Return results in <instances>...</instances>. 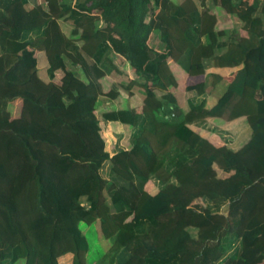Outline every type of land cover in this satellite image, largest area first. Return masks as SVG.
Instances as JSON below:
<instances>
[{"label": "trees", "instance_id": "16d2710c", "mask_svg": "<svg viewBox=\"0 0 264 264\" xmlns=\"http://www.w3.org/2000/svg\"><path fill=\"white\" fill-rule=\"evenodd\" d=\"M0 117V264H264V0H0Z\"/></svg>", "mask_w": 264, "mask_h": 264}, {"label": "rangeland", "instance_id": "374dc122", "mask_svg": "<svg viewBox=\"0 0 264 264\" xmlns=\"http://www.w3.org/2000/svg\"><path fill=\"white\" fill-rule=\"evenodd\" d=\"M213 3H214V0H205V4L207 7H211ZM27 7L29 8L31 7V5H28ZM230 19H231L233 28H237L240 24L237 18L231 14ZM210 22H211L210 15L207 13L203 14L201 16V31H204L205 28L210 24ZM168 32L172 35L174 43L177 47L183 49L184 47H187V45H189L184 42V40L180 37V35L174 29H172V26L169 23H168ZM232 35H233V31L226 32L224 36L219 37V40L229 39L232 37ZM149 44L156 50L161 48L162 43L160 42L156 32L151 34L149 38ZM201 48L202 47L199 46L193 49V55L191 59L192 61L191 75L188 77L186 84L187 86L193 89V88L198 87V85L202 83L204 93H212L215 96H217L218 94L222 93L225 87V84L223 82L219 83L214 88L210 86L209 75L205 73L210 68L211 64L213 63L212 62L213 59H212V56L210 55L201 57V55L197 53L198 49H201ZM65 64H66L67 69L75 72L79 76L82 75L81 69L79 67L72 65L67 60L65 61ZM60 73H61L60 71L56 72L57 75H60ZM111 77H112L113 84L118 88V90L121 93L123 94L125 93V90L122 88L125 85L127 88L132 90L137 96L140 97L142 95V92H143L142 88L138 85H135L134 83H131L125 75L119 74L117 71H112ZM175 97H176V102L173 105V107L170 108V105L164 102L162 109L155 113V117L159 119H166V120H174V119L180 118L178 117V114L180 113V111H182V107L184 108L185 106L184 100H183V96L181 93H175ZM96 105H97L96 106L97 109H109L113 105V102L104 97H98ZM29 107H30L29 103H25L22 106V116L27 117ZM2 120L3 118L0 117V121ZM101 128H102L101 133L106 143V149L110 153H112L119 146L117 134L122 131V128L118 124H114V123H106L104 125L103 123H101ZM222 134L226 138L227 137L230 138V134H227V132H223ZM114 143H115L116 148H112ZM106 167L107 165L105 164L101 170V174L103 175L105 174ZM145 209H147V212L150 211L149 205H147ZM160 209H162V207ZM89 241L93 244H95L96 242L93 229H92V235L89 236ZM64 261H65V258H60L59 264H64Z\"/></svg>", "mask_w": 264, "mask_h": 264}]
</instances>
